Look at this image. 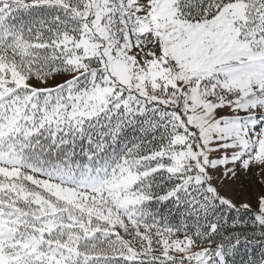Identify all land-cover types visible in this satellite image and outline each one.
Wrapping results in <instances>:
<instances>
[{"label": "snow or ice", "instance_id": "obj_1", "mask_svg": "<svg viewBox=\"0 0 264 264\" xmlns=\"http://www.w3.org/2000/svg\"><path fill=\"white\" fill-rule=\"evenodd\" d=\"M0 264H264V0H0Z\"/></svg>", "mask_w": 264, "mask_h": 264}, {"label": "trees", "instance_id": "obj_2", "mask_svg": "<svg viewBox=\"0 0 264 264\" xmlns=\"http://www.w3.org/2000/svg\"><path fill=\"white\" fill-rule=\"evenodd\" d=\"M249 251L251 252V249H249Z\"/></svg>", "mask_w": 264, "mask_h": 264}]
</instances>
